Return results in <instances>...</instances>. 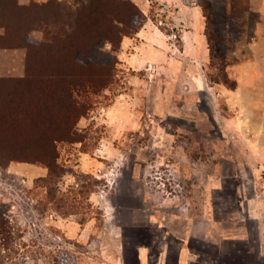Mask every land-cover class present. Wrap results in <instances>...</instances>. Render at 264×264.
<instances>
[{"label": "rangeland", "instance_id": "374dc122", "mask_svg": "<svg viewBox=\"0 0 264 264\" xmlns=\"http://www.w3.org/2000/svg\"><path fill=\"white\" fill-rule=\"evenodd\" d=\"M203 1L212 5L214 20L206 21L213 41L218 42L216 57L205 69L208 79L214 81L219 80L222 67L247 53L246 43L252 37L256 14L244 11L248 0H235L236 10H231V0H200ZM152 5L149 15L164 32L172 31L164 12L155 2ZM47 7L53 11L52 5ZM130 11V7L117 0H95L93 8L79 13L72 30L75 40L55 45L62 54L58 69L69 70L73 77L81 71L102 70L85 64L84 52H98L103 61L113 59L115 63L113 78L107 87L91 96V108L76 123L82 141L58 144L59 162L67 169L100 179L97 191L92 194L95 201L91 195L94 209L69 216L73 222L62 225L63 216L52 208L40 210L43 196L33 190L38 175L26 170L36 164L13 161L7 167L0 166V203L9 210L11 220L22 232L16 246L18 253L4 264H131L134 246L139 242L137 225L150 224L155 229L151 230L159 235L163 230L176 236L189 234L194 220L206 217L208 205L213 202L218 205L215 214L219 218L233 212L235 218L240 217L236 205L240 196L233 193L240 184H246V194L252 195L253 182L236 175L233 158L228 155L229 138L216 129L208 97L202 94V110L184 108L186 100L177 77L168 78L155 67L125 68L121 44L117 49L108 41L103 45L105 35L119 33L122 24L117 26L113 19L127 18ZM139 19L138 16L131 26L137 27ZM176 35L172 40L178 46L180 39ZM30 38L39 42L43 35L33 30ZM232 50L235 53L231 54ZM34 65L32 71L41 73L42 66L36 61ZM132 76L146 80L144 91L148 94L143 91L137 98H129L123 105L109 110L116 95L130 85ZM30 83L19 84L23 86L19 92L26 95L37 92V84ZM16 84L10 86H19ZM14 96L3 99L7 101ZM54 97L49 102L34 101L44 111L43 117L40 116L44 122H31L30 126L56 129L65 125L63 119H67L69 107ZM4 142L7 141L1 139L0 144ZM10 166L15 170H10ZM73 184L76 176L72 172L59 182L66 192ZM217 186L222 190L212 194V188ZM72 226L75 231H70ZM142 232L147 233L146 228Z\"/></svg>", "mask_w": 264, "mask_h": 264}, {"label": "crops", "instance_id": "0c3cea01", "mask_svg": "<svg viewBox=\"0 0 264 264\" xmlns=\"http://www.w3.org/2000/svg\"><path fill=\"white\" fill-rule=\"evenodd\" d=\"M131 1L147 19L135 36L123 37L122 65L132 70L155 67L168 78L177 77L186 100L184 108L202 110V94L206 95L216 129L229 138L228 155L233 158L236 175L253 182L251 196L246 194V184L233 189V193L240 196L236 201L237 211L241 213L238 218L233 216L234 212L224 219L219 218L215 214L218 205L213 202L208 205L206 217L194 220L189 234L176 236L163 230L159 235L151 230L154 227L150 224L137 225L139 242L134 247L131 264H264V0L247 1L246 12L256 14V20L252 37L246 43L247 53L226 66L229 77L236 82L234 88L210 81L206 75L211 50L206 33L207 18L198 0ZM154 2L166 15L172 31L164 32L149 15ZM176 33L180 39L178 46L172 40ZM26 52L25 47H0V77L24 76ZM145 81L132 76L130 85L116 95L109 110L118 108L129 98H137L145 89ZM144 94L148 93L144 91ZM31 166L26 170L36 173L37 177L48 172L46 167ZM9 169L15 170L12 166ZM220 190L218 186L212 188V194H219ZM70 218L63 217L62 225L73 222ZM144 228L147 233L142 232ZM75 229L72 226L70 231Z\"/></svg>", "mask_w": 264, "mask_h": 264}, {"label": "trees", "instance_id": "16d2710c", "mask_svg": "<svg viewBox=\"0 0 264 264\" xmlns=\"http://www.w3.org/2000/svg\"><path fill=\"white\" fill-rule=\"evenodd\" d=\"M94 1L49 0L48 2H38L32 0L29 4H22L19 0H0V27L3 29V32L0 33V47H25L27 50L25 75L22 77H0V125H3L0 126V141L1 139L7 141L4 142L5 144H0V166L7 167L11 162L18 161L31 162L46 167L47 174L34 180L33 190L39 191L43 196L40 202L41 211L52 208L63 217L86 214L94 209L91 195L97 191L101 182L93 174L67 169L59 162L58 151L60 142L82 141L77 133L76 123L91 108V96L107 87L108 82L113 78L114 60L103 61L98 52L82 54L83 62L86 60L85 64L102 69L98 73L81 71L73 77L69 70L58 69L61 66L59 59L62 54L55 45L75 40L76 36L72 30L79 19V13L93 8ZM117 1L130 7V14L127 15V18L113 19V21H117V26L122 24L118 34L105 35L102 38L103 45L108 41L112 48L116 49L120 46L124 36H134L147 19V16L133 1ZM199 3L203 7L207 21L214 20L210 1L201 3L199 0ZM50 5L53 6V11L47 7ZM235 5V0H231V10H236ZM245 7L243 9L247 11L248 6ZM138 16L140 18L138 26L132 27L131 24L136 21ZM33 30H39L43 39L39 42L31 40L30 33ZM206 33L212 61L216 57L218 42L213 41L208 26ZM35 61L42 66L43 72L32 71ZM221 70L219 80L214 81L234 88L236 82L229 77L226 67H222ZM26 83L37 84L38 91H34L33 95H26L25 92L20 93L19 90L23 86L19 84L25 85ZM12 84L19 86L11 87ZM8 95L15 96L5 101L3 98ZM54 96L62 101L60 104L69 107L67 119H63L65 125L57 126L56 129L30 126L31 122H44L40 117H43L41 113L44 111L38 109L40 105L37 102L36 105L34 101L41 99L49 102L50 98H55ZM58 111L62 110L58 109ZM36 113L41 115L38 116ZM53 122L55 121L53 120ZM6 125H12V127L6 129ZM13 141H17L18 144ZM69 172L76 176V184H73L67 192L62 191L59 182ZM20 238H22L21 228L11 220L9 210L0 203V264L6 263L13 258L15 253H18L19 249L16 246Z\"/></svg>", "mask_w": 264, "mask_h": 264}, {"label": "flooded vegetation", "instance_id": "af4514ba", "mask_svg": "<svg viewBox=\"0 0 264 264\" xmlns=\"http://www.w3.org/2000/svg\"><path fill=\"white\" fill-rule=\"evenodd\" d=\"M132 237V235H130V237L128 236V238L130 239ZM127 243V242H126Z\"/></svg>", "mask_w": 264, "mask_h": 264}]
</instances>
